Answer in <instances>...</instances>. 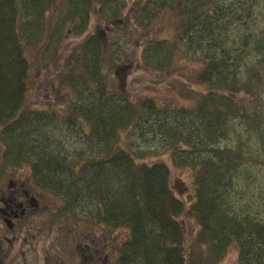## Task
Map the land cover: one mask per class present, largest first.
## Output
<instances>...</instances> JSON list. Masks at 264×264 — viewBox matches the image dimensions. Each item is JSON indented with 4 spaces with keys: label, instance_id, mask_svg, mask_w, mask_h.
<instances>
[{
    "label": "trees",
    "instance_id": "trees-1",
    "mask_svg": "<svg viewBox=\"0 0 264 264\" xmlns=\"http://www.w3.org/2000/svg\"><path fill=\"white\" fill-rule=\"evenodd\" d=\"M93 21L106 37H84ZM69 36L81 38L58 76L69 103L26 110V48L53 59ZM130 40L161 80L197 61L200 100L125 92ZM0 141L4 165L63 197L60 216L105 228L107 264H217L232 249L237 264H264V0H0ZM164 155L190 173L188 210L167 164L150 162ZM184 214L198 227L189 245Z\"/></svg>",
    "mask_w": 264,
    "mask_h": 264
},
{
    "label": "rangeland",
    "instance_id": "rangeland-1",
    "mask_svg": "<svg viewBox=\"0 0 264 264\" xmlns=\"http://www.w3.org/2000/svg\"><path fill=\"white\" fill-rule=\"evenodd\" d=\"M56 20V19H55ZM53 19L48 20L53 25ZM164 25L166 28H171L175 25V21L172 17H168ZM103 24L96 26L94 21L91 22V25L88 28L87 33L84 37L94 31L102 37H106L107 31L103 28ZM98 28V29H97ZM83 37V38H84ZM82 38V39H83ZM80 39H76L72 36L67 37L64 42L61 44L60 51L53 59H47L42 56V52L35 48H30L29 52L26 54L28 62H31L30 65V77H31V89L27 94V99L25 103L26 110H45L50 106L61 107L69 103V97H72V94L62 86L59 85L58 76L64 72L63 60L67 56L68 51L80 42ZM142 47L138 42L129 41L128 51V66L121 68L117 71V78H120L121 87L125 92H129L136 98H153L160 103L171 104L172 101L175 105H194L197 103L202 94L204 93L203 86L196 79L198 63L197 61H189L186 64H176L177 72L171 78H167L165 81L161 80L160 75L152 74L146 71L140 63V53ZM125 64H119V67ZM112 76V79L117 84V79ZM62 87V88H61ZM77 146H80V142H77ZM3 152L2 145L0 143V156ZM163 162L166 163L169 167L170 172V183L169 186L173 194L184 203V207L188 210L192 200L193 192L190 180V173L186 168H177L171 164L169 156L164 155L161 157H155L150 161L153 162ZM1 182H0V191L7 188L8 182L13 178L18 180L29 179V172L26 168H5L1 167ZM11 178V179H9ZM19 181V182H20ZM52 208V206L50 207ZM49 208H47L48 210ZM47 215L43 216L45 219ZM179 221L182 223L184 228L185 235V245H189L193 242V239L196 236L198 227L193 222L192 219L188 218L185 214L179 218ZM69 226H75L73 223L69 222ZM87 227L88 231L95 236H103V229L99 225L94 224H84ZM61 233L62 238L60 240H48V251L49 254L57 252L61 247H63V257L67 260V264L70 263L71 257L75 255L74 247H70L69 239H66L68 236H71L69 232L77 233L78 238H82V233L86 232L85 229L75 230L69 229L66 230V225L64 222L61 223ZM80 233V234H79ZM112 238L115 239V242L120 244V241L124 240L127 236L126 230H119L112 232ZM111 241V240H110ZM114 242V243H115ZM21 247V242L19 241L16 244V248ZM110 249L109 254L115 255L117 252L114 250L112 245H108ZM20 255V251H17ZM39 249L32 250L31 254L37 258L40 257ZM197 252V251H196ZM18 256V255H17ZM200 255H194V258H197ZM237 252L232 249L227 256L222 260L218 261L217 264H237ZM215 264V263H214Z\"/></svg>",
    "mask_w": 264,
    "mask_h": 264
},
{
    "label": "flooded vegetation",
    "instance_id": "flooded-vegetation-1",
    "mask_svg": "<svg viewBox=\"0 0 264 264\" xmlns=\"http://www.w3.org/2000/svg\"><path fill=\"white\" fill-rule=\"evenodd\" d=\"M19 181L13 178L7 188L0 191V264H67L63 247L49 254L48 230L40 218L47 209L42 196L28 190L25 180ZM57 238L60 240L62 235ZM84 240L87 242L74 246L76 254L68 264H107V246L91 239L90 235L85 236ZM19 241L21 247L16 248ZM70 247L73 244L70 243ZM36 249L40 251L39 258L31 254ZM17 251H20V255Z\"/></svg>",
    "mask_w": 264,
    "mask_h": 264
}]
</instances>
